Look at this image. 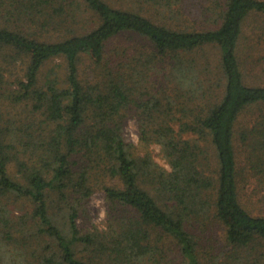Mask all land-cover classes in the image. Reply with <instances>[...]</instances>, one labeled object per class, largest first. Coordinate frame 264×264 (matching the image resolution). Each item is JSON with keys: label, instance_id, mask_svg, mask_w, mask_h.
<instances>
[{"label": "trees", "instance_id": "16d2710c", "mask_svg": "<svg viewBox=\"0 0 264 264\" xmlns=\"http://www.w3.org/2000/svg\"><path fill=\"white\" fill-rule=\"evenodd\" d=\"M254 13L264 0H0V264H264L237 147L264 184V124L238 129L264 103L239 58ZM209 47L217 82L194 55ZM97 191L106 229L83 232Z\"/></svg>", "mask_w": 264, "mask_h": 264}, {"label": "rangeland", "instance_id": "374dc122", "mask_svg": "<svg viewBox=\"0 0 264 264\" xmlns=\"http://www.w3.org/2000/svg\"><path fill=\"white\" fill-rule=\"evenodd\" d=\"M201 3L203 0H192ZM197 1V2H196ZM122 6V5H120ZM148 15H151L148 13ZM239 58L242 63V70L244 73L245 81L249 85L264 86V13L251 14L245 25L244 33L241 37ZM199 58V62L207 65L210 72V78L213 82L218 80V63L220 54L217 48H205L202 52L194 54ZM19 69L14 70L17 76ZM22 73L20 72V75ZM222 89L220 90V92ZM11 116L17 117L20 123L27 120L30 113V108L26 106H9L6 108ZM264 121V103L255 104L249 107L242 114L241 120L238 124V129L242 133L245 130H253L262 128ZM240 134V133H239ZM238 134V136H239ZM241 136V135H240ZM125 137L128 142L139 144V127L135 117H130L126 126ZM251 139V138H250ZM246 142L242 140L237 141L239 161L242 162L244 169V176L240 177L239 189L240 199L242 204L251 212L255 214H264V184L253 177L250 172L249 165L247 164V147ZM210 153L214 156V148L212 144H206ZM155 160L168 167L165 159L161 155L160 147L157 145L151 146ZM259 179V178H258ZM23 203L15 204L14 207L21 206ZM108 205L105 200L103 191H97L87 204V209L78 220L80 228L83 232L93 230L94 228L106 229ZM212 252H222L220 248L224 243V232L220 224L213 226ZM218 249L217 251H215ZM210 250V249H209ZM176 260L175 264H179Z\"/></svg>", "mask_w": 264, "mask_h": 264}]
</instances>
